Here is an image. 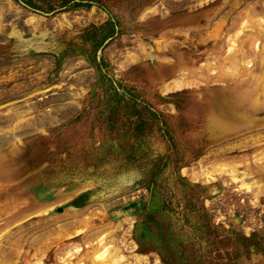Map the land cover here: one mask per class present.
Wrapping results in <instances>:
<instances>
[{
  "label": "rangeland",
  "instance_id": "rangeland-1",
  "mask_svg": "<svg viewBox=\"0 0 264 264\" xmlns=\"http://www.w3.org/2000/svg\"><path fill=\"white\" fill-rule=\"evenodd\" d=\"M246 20L254 64L230 81ZM263 75L264 0H0V264L87 263V225L126 264H264V189L241 187L264 185V109L209 123Z\"/></svg>",
  "mask_w": 264,
  "mask_h": 264
},
{
  "label": "bare ground",
  "instance_id": "bare-ground-1",
  "mask_svg": "<svg viewBox=\"0 0 264 264\" xmlns=\"http://www.w3.org/2000/svg\"><path fill=\"white\" fill-rule=\"evenodd\" d=\"M245 26L246 27L250 26L249 20L244 21L240 27L241 30H239L236 34H234L232 37L228 39L229 40L228 43H231V45H229L227 49L229 57L227 58L224 57V60H226L224 61V66H222L223 64L220 66L222 68L223 67L225 68L224 73L227 76V79L230 81H234L235 76L237 77L240 75L241 73L240 66L243 61L246 65H249L252 62V60L245 61V59L249 57V51L247 50L248 45L253 40L250 36L248 35L246 36L247 32H245L246 30L243 29ZM212 35L213 37L211 39L207 37L209 39H206V40L210 41L220 36L219 32L217 34H212ZM217 64H218L217 62L216 63L209 62L204 66V68L206 72L208 71V74L209 72H211L210 75L212 76L214 74H217L218 72ZM251 64L253 65L254 63H251ZM202 72H198L197 74L194 72H189V74L188 75L186 74L183 78H180L178 80H174L170 83L168 82L164 84L163 90L169 91L172 89H181L184 86H187V85L189 86L190 84L193 85V82H198V80L204 81L206 74ZM248 74L251 76V78L254 76L251 74L250 69L248 70ZM207 77L209 80L211 79L209 75ZM219 90L220 91L214 95V99H213L214 102L212 105L213 114L209 122L213 130L221 131V132L237 131V129H239L241 126L249 125L250 123L253 122V120H255L252 117L255 111H260L264 109V75L262 76L261 79H259L256 82L254 90H247L246 93H243V98H242L243 100L236 98L232 94H227L225 92L226 91L225 89L223 90L219 89ZM220 104H222L221 108L219 107ZM241 106H242V109L239 108ZM260 154L262 156L260 158H257L256 160H260L264 158V150H262V152L259 153V155ZM224 166H225V163H224ZM215 171L216 172L218 171V173L227 172L226 169L223 168L222 166L214 170V172ZM202 174L211 175L212 173L211 171L209 172L208 170H204ZM230 174L232 176V179L236 181L237 177L235 175L234 170H231ZM258 183L257 181H254L252 183L242 182L241 187H244L245 189L250 190L253 186L257 185V188H259L261 191L262 189H264V185L260 183L258 184ZM40 212L47 214V212L49 211L42 210ZM85 233L86 234L84 237L86 238L87 243H89V247L91 249L87 250L85 258H80L77 263H81L82 261L85 260L87 263H84V264H126L124 256L121 255L120 250L116 248L113 244L115 239L111 237L112 231L111 232H101L97 234L98 232L94 230V227L87 225ZM80 234H81V231H76L74 233V236H71V238L77 237ZM92 240L93 241L96 240V243L92 242ZM74 247L76 248V251L74 253H78V251L80 250V247L79 246H74ZM72 249L73 247L69 250H64L61 252V256L59 257L61 263H64L66 260H70V257L73 256V252L68 257H65V254L70 252ZM35 264H39V261Z\"/></svg>",
  "mask_w": 264,
  "mask_h": 264
}]
</instances>
